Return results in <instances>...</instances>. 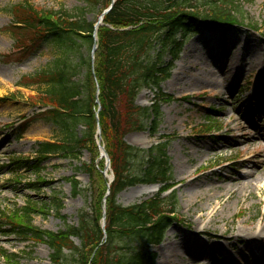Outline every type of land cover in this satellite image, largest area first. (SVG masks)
Wrapping results in <instances>:
<instances>
[{
  "label": "rangeland",
  "instance_id": "obj_1",
  "mask_svg": "<svg viewBox=\"0 0 264 264\" xmlns=\"http://www.w3.org/2000/svg\"><path fill=\"white\" fill-rule=\"evenodd\" d=\"M24 1L0 0V224L9 229L12 226L9 223L15 221L14 212L35 203L41 209L32 216L31 226L54 233L67 225L76 226L79 213L88 212L93 198L102 194L106 160L99 151L95 155L91 149H85L79 157L51 156L41 165L40 174L29 168L38 160V141L62 140V137L55 127L36 118L46 109L39 96L45 87L31 85L29 79L52 66L57 59L55 51L42 49L22 63L11 58L13 55L8 56L14 53L8 31L12 21L8 10ZM26 1L38 11L77 12L86 8L85 18L91 23L97 22L101 13L99 8H87L81 0ZM228 9L236 10L233 12L236 25H208L181 45L178 58L159 85L164 98L160 101L161 121L155 135L151 137L147 130H136L124 136L128 145L142 149L164 144L169 158L171 189L162 195L174 193L177 216L162 242L151 248L155 253L154 264H264V238L252 251L254 257L234 259L240 251L241 255L247 254V245H254L248 241L249 237L262 231L258 227L260 221L264 224L261 192L254 188L231 195L223 189L226 184L247 182L264 172V141H259L258 148L247 151L240 140L243 132L231 131L228 124L232 118L234 125H243L248 141H258L253 139L252 128L264 130V105H260L264 97L258 96L264 95L261 91L264 87V0L235 3L234 8ZM82 53L87 58L88 49L84 47ZM163 60L169 62V55ZM212 89L216 94L209 93ZM153 98L152 90L142 89L135 105L149 106ZM241 104L243 107L257 105L260 117L253 118L250 112L255 121L247 117L246 122L239 110ZM82 129L79 127L78 133ZM18 160L30 164L16 170ZM87 165L95 166L94 178L82 168ZM246 172L251 175L248 177ZM72 180L78 183L77 195L73 193ZM189 186L192 195L182 192L183 187ZM158 189L159 185L127 187L117 195L116 202L130 206L151 198ZM57 195L61 196L62 203L59 215L45 206L53 204ZM105 195L100 201L101 213ZM227 201L229 211L227 208L219 215L198 218L200 210L223 206ZM239 221H245L248 229L238 230ZM192 242L198 246L193 247ZM75 243L80 244L78 240ZM129 244L136 246L137 243ZM204 250L213 259L203 258ZM50 254L45 244L23 242L0 233V264H52ZM13 255L17 257L15 261L8 257ZM229 257L232 259L228 260ZM67 261L66 264H73L69 257Z\"/></svg>",
  "mask_w": 264,
  "mask_h": 264
},
{
  "label": "trees",
  "instance_id": "obj_2",
  "mask_svg": "<svg viewBox=\"0 0 264 264\" xmlns=\"http://www.w3.org/2000/svg\"><path fill=\"white\" fill-rule=\"evenodd\" d=\"M81 1L87 8H99L101 12L111 4V0ZM247 1L114 0L97 29L96 41L92 37L95 23L86 20V8L77 12L38 11L26 0L12 6L8 10L12 18L8 31L14 53L8 56L13 55L11 58L22 63L42 49H52L57 55L49 69L29 79L31 85L45 87L39 96L46 109L36 118L55 127L62 140L38 141V160L29 168L40 174L41 165L53 155L77 157L85 149L96 155L95 134L99 125L113 181L107 188L108 181L104 180L102 194L93 198L88 212L79 213L76 226L67 225L54 233L32 227V216L41 208L31 203L30 207L14 212L15 221L9 223V229L0 224V233L23 242L47 245L52 264H66L67 257L73 264H154L151 248L162 242L177 216L174 193L162 195L171 189L169 158L164 144L142 149L128 145L124 136L136 130L155 135L161 121L160 101L164 98L159 85L177 59L181 43L209 24L236 25V10L228 8ZM93 44L97 48L92 63ZM84 47L88 49L87 58L82 53ZM166 55L169 62L163 60ZM142 89L154 92L147 107L135 105ZM79 127L83 128L80 133ZM29 164L18 160L15 168L20 170ZM82 168L95 177L94 165ZM135 185H159V189L151 198L130 206L119 205L117 195ZM72 190L74 195L79 193L75 180ZM107 190L103 230L100 201ZM60 198L57 195L53 204L45 205L57 215L62 208ZM75 240L79 241L78 246ZM132 241L136 246L129 244ZM8 257L17 259L14 255Z\"/></svg>",
  "mask_w": 264,
  "mask_h": 264
},
{
  "label": "bare ground",
  "instance_id": "obj_3",
  "mask_svg": "<svg viewBox=\"0 0 264 264\" xmlns=\"http://www.w3.org/2000/svg\"><path fill=\"white\" fill-rule=\"evenodd\" d=\"M260 86V85H258ZM214 90L212 89L209 93L210 94H216L215 92H213ZM261 91L264 92V87L261 88ZM258 96H262V98L264 97L263 94H258ZM256 102V101H255ZM257 103V102H256ZM260 105H264L260 103ZM255 106L257 105H251V106H246V107H243L242 104L240 105L239 107V110H242L243 112V115L246 117L245 120L247 122V117L248 118H252L251 115H253V118H256L258 119L261 115L260 113V108L258 107V109L255 108ZM246 110L248 111V113L246 112ZM223 112V110H222ZM250 112H252L253 114H251ZM251 114V115H250ZM252 118L253 121H255L254 119ZM229 124V128L231 131H238L240 133L243 132V136H240V140L242 142V144L245 146L246 150L247 151H250L252 148H258V145L260 144L261 141H264V130H260V129H257V128H252V130L254 131V135L253 136V139H257L258 141H248L247 140V137H245L246 133H245V130H244V126L241 125V124H238V125H234V121L233 119L231 118L230 119V122L228 123ZM39 130H41V128L39 127ZM260 141V142H259ZM240 142V143H241ZM106 173H105V177L106 179L109 181V178L110 176L108 175V172H109V169L106 168ZM253 173V172H252ZM246 175L249 177L251 175L250 172H246ZM254 179H248L247 182H235L234 185L232 186H229L228 184L224 185L223 186V189L226 190L227 193H231V195H234L235 193L239 192V191H249L251 189H254V188H257L260 192H261V195L263 196L264 198V172H262L261 174H259L258 176L256 177H252ZM252 180V181H251ZM183 193H187V194H190L192 195L193 192H192V187L189 186V187H183ZM228 203V205H226ZM229 202L227 201L225 203V205L223 206H219V207H216V208H212L209 206V208L207 210H200L198 213V218H206V217H209V216H216V215H219L221 212L223 213L227 208V211H229ZM211 210V211H210ZM210 211V213H208ZM260 225L258 227L261 228L262 231H258L256 233H253L251 234V236L249 237V242L250 243H253L254 245H247L248 246V252L247 254H244V255H241V252L240 251V254L237 258H234V259H239V258H250V257H254V254H253V250L256 249V244L257 242L264 238V224L262 221H260L259 223ZM249 226H247V223L245 221H239L238 222V230L239 229H243V230H246L248 229ZM227 239L230 238V236H227L226 237ZM192 246L194 247L195 245L198 246L197 244H195L194 242L191 243ZM261 245V244H260ZM208 251L207 250H204V254L201 255V256H204L203 258H207L209 261L212 258V254L211 253H207ZM207 253V254H206ZM207 255V256H206ZM232 258L229 257L228 260H231Z\"/></svg>",
  "mask_w": 264,
  "mask_h": 264
},
{
  "label": "water",
  "instance_id": "obj_4",
  "mask_svg": "<svg viewBox=\"0 0 264 264\" xmlns=\"http://www.w3.org/2000/svg\"><path fill=\"white\" fill-rule=\"evenodd\" d=\"M112 3H113V0H112V2H111V5L109 6V8L106 9V10L101 14L100 18L98 19L97 24L95 25V29L101 24V20H102L103 15L106 14V13L111 9V7H112ZM95 35H96V32H94V35H93L94 39H95ZM95 50H96V46L93 45V47H92V49H91V56H90V57H91V61H93V55H94ZM100 151H101L103 157H107L106 152L104 151V148H103L102 146H100ZM106 166H108V159L106 160ZM102 225H103V227H104V221H103V224H102Z\"/></svg>",
  "mask_w": 264,
  "mask_h": 264
}]
</instances>
